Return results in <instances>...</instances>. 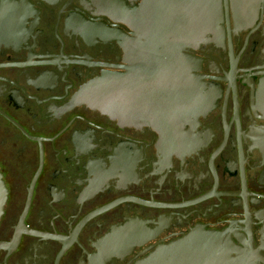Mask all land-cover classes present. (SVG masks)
I'll use <instances>...</instances> for the list:
<instances>
[{
  "label": "flooded vegetation",
  "instance_id": "flooded-vegetation-1",
  "mask_svg": "<svg viewBox=\"0 0 264 264\" xmlns=\"http://www.w3.org/2000/svg\"><path fill=\"white\" fill-rule=\"evenodd\" d=\"M0 175V264H136L195 229L264 264V0H0Z\"/></svg>",
  "mask_w": 264,
  "mask_h": 264
},
{
  "label": "water",
  "instance_id": "water-1",
  "mask_svg": "<svg viewBox=\"0 0 264 264\" xmlns=\"http://www.w3.org/2000/svg\"><path fill=\"white\" fill-rule=\"evenodd\" d=\"M144 35L151 36V33L145 29ZM171 43H175V41H159L158 44L160 47L157 53L160 69L159 79H174V90L172 92H166L167 88L160 84L159 97H161L163 92L164 95L167 93H169V96L173 94L175 103L173 108L177 111L181 109L179 103L181 102L182 96H186L188 90H184V88L187 89V83L184 81L182 82L180 79V76L184 74L177 70V62L179 60L177 57H179V51L177 49L172 50ZM146 45L148 48L151 46L150 43ZM147 52H151V50L148 49L144 51V53ZM144 57L146 59L149 58V54L144 55ZM185 61L186 65L182 66L180 68L181 70L187 68V59H185ZM173 63H175V66H173ZM167 69L170 70L168 76H166L165 72ZM172 70H174V72H172ZM171 72L173 73V77H171ZM161 87H164V89ZM5 200L6 189L0 175V216L3 212ZM241 254L242 253L234 246L232 240L224 233L195 229L187 235L168 244L158 246L136 264H245L241 259Z\"/></svg>",
  "mask_w": 264,
  "mask_h": 264
}]
</instances>
